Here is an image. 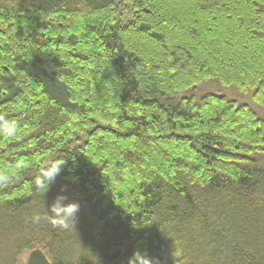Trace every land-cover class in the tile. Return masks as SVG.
Wrapping results in <instances>:
<instances>
[{
    "label": "trees",
    "instance_id": "1",
    "mask_svg": "<svg viewBox=\"0 0 264 264\" xmlns=\"http://www.w3.org/2000/svg\"><path fill=\"white\" fill-rule=\"evenodd\" d=\"M256 109L264 0H0V112L21 129L0 135V264H264ZM68 155L43 197L42 162ZM61 194L74 232L30 221Z\"/></svg>",
    "mask_w": 264,
    "mask_h": 264
},
{
    "label": "clouds",
    "instance_id": "2",
    "mask_svg": "<svg viewBox=\"0 0 264 264\" xmlns=\"http://www.w3.org/2000/svg\"><path fill=\"white\" fill-rule=\"evenodd\" d=\"M80 119L79 115L71 114L73 122ZM20 124L16 118H8L7 114L0 112V135L7 138H16L20 132ZM69 163L74 164V157H58L42 162V166L38 170L33 183L41 191L42 196L49 191L60 175L62 168ZM71 170V169H70ZM15 179L14 173L9 170H0V185H7ZM75 182V178H73ZM62 193L66 188L62 187ZM43 211L33 214L30 221L33 224L47 223L53 228L74 232L77 223V214L80 212L81 205L78 201L69 200L67 196L57 195L51 203L46 204L42 200ZM126 264H157L154 257H149L144 251L135 250L127 258Z\"/></svg>",
    "mask_w": 264,
    "mask_h": 264
},
{
    "label": "rangeland",
    "instance_id": "3",
    "mask_svg": "<svg viewBox=\"0 0 264 264\" xmlns=\"http://www.w3.org/2000/svg\"><path fill=\"white\" fill-rule=\"evenodd\" d=\"M206 90L208 91H212L213 93H216V94H220V95H224L230 99H234V100H237L239 101L240 103L242 104H248L252 107H254L252 101L250 100V97L249 96H243L241 94H238L237 92H235L234 90H226L218 85H215V84H210V85H207L204 87ZM203 88V89H204ZM255 108V107H254ZM257 113H258V116H260L262 119H264V113L261 112L260 110L256 109ZM28 255L29 254H25L23 255L20 259L22 261V263H26L27 259H28Z\"/></svg>",
    "mask_w": 264,
    "mask_h": 264
},
{
    "label": "water",
    "instance_id": "4",
    "mask_svg": "<svg viewBox=\"0 0 264 264\" xmlns=\"http://www.w3.org/2000/svg\"><path fill=\"white\" fill-rule=\"evenodd\" d=\"M25 264H50L45 255L40 251H34L28 255Z\"/></svg>",
    "mask_w": 264,
    "mask_h": 264
}]
</instances>
